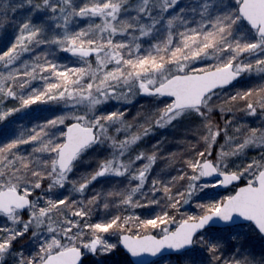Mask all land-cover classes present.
Instances as JSON below:
<instances>
[{"label":"snow or ice","instance_id":"6c2138e0","mask_svg":"<svg viewBox=\"0 0 264 264\" xmlns=\"http://www.w3.org/2000/svg\"><path fill=\"white\" fill-rule=\"evenodd\" d=\"M0 264H264V0H0Z\"/></svg>","mask_w":264,"mask_h":264},{"label":"rangeland","instance_id":"374dc122","mask_svg":"<svg viewBox=\"0 0 264 264\" xmlns=\"http://www.w3.org/2000/svg\"><path fill=\"white\" fill-rule=\"evenodd\" d=\"M141 103H143V101H141ZM35 107V106H34Z\"/></svg>","mask_w":264,"mask_h":264}]
</instances>
